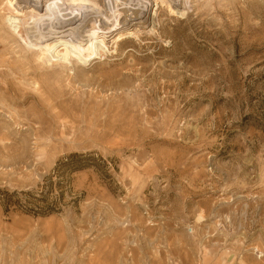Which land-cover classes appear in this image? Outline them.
I'll return each mask as SVG.
<instances>
[{"label": "rangeland", "instance_id": "1", "mask_svg": "<svg viewBox=\"0 0 264 264\" xmlns=\"http://www.w3.org/2000/svg\"><path fill=\"white\" fill-rule=\"evenodd\" d=\"M29 1L0 0V189L57 212L0 209V264H264V0H81L118 29L53 68Z\"/></svg>", "mask_w": 264, "mask_h": 264}, {"label": "bare ground", "instance_id": "2", "mask_svg": "<svg viewBox=\"0 0 264 264\" xmlns=\"http://www.w3.org/2000/svg\"><path fill=\"white\" fill-rule=\"evenodd\" d=\"M79 1H81V0H49L48 2L44 3L43 0H31V1H29V3H25V6L21 7L22 9H26V11L29 12L27 17H29L30 19L34 18L32 23L35 22V24L32 27V31L35 32V34H36V40L40 44H42L44 42V47L46 50L44 53L38 54L36 56V58L40 62H42V63L44 62V64L49 65L48 66L49 68H53L55 63L58 65L60 64L59 66L63 65V63H65L69 60L71 53L72 54L76 53V54L81 55V52L83 53V50H79L77 48V46L80 45V44H77V42L80 43L79 40L86 39L87 37H90V36H99V35H102L103 38H105L106 37L105 35H112L118 29L117 26H114L112 29V28L103 27L102 25H99V24H98V26L97 25H91V23H89V21H86L88 14L90 15V13H85V11L91 12L92 14L93 13L98 14V12L100 13V9H98L96 7V4H94V3L92 5H86V3L79 4L78 3ZM158 2L160 3V5H166L169 12L171 14L172 13L174 14L171 5H175V3H172V0H153L152 3H155L157 5ZM14 5H16V4L13 3V0H10L9 6H11L13 8ZM142 8H144V7H142ZM39 12L40 13L42 12V14L41 15L38 14ZM65 12H66V14L64 16L62 13H65ZM21 13H23L22 10H21ZM128 13H130V15ZM147 14H148L147 9L143 10L141 12H140V10L138 12L137 10L131 9L127 12H124V14H122V15H124L122 17L124 22L121 24L127 23V25H128L131 23L132 25H135V24H138L140 26L146 25L148 22V19H149V17H147ZM9 19L13 20L14 18L13 19L9 18ZM96 19H99V18H96ZM135 21H136V23H135ZM99 22L101 23V20H99ZM104 22H105V20H104ZM105 23H103V24L105 25ZM26 36H27V34H26ZM132 37H136L135 33L133 32V30L132 31L128 30L125 33L120 34L116 38L115 43L116 42H117V44L119 43L118 45L130 43V40L132 39ZM98 43H99V46L105 45L104 39L99 38ZM86 46L89 47V49H92V46H94V45L88 44ZM103 47L100 48V50H102V49L104 50ZM100 50H99V53H100ZM96 52H97V50L96 51L93 50L91 52L93 54V57H92L93 59H96V58H98L96 56H99V54H97ZM52 62H54V64ZM62 67H64V66H62ZM74 71H75L74 73H76V75L75 74H73V75H75V77H77L79 74L78 70L74 69ZM54 73L55 72L53 71V73L51 72L50 74H54ZM71 81H72V79H71ZM68 84H70V83H68ZM9 89H10V87L7 84L4 87V90L6 92Z\"/></svg>", "mask_w": 264, "mask_h": 264}, {"label": "trees", "instance_id": "3", "mask_svg": "<svg viewBox=\"0 0 264 264\" xmlns=\"http://www.w3.org/2000/svg\"><path fill=\"white\" fill-rule=\"evenodd\" d=\"M84 157L78 154H70L67 158L58 161L55 172L59 177L64 174H70L84 170L86 167L79 163V160ZM47 180V179H46ZM52 182H45L42 191L35 196L31 192H10L7 189H0V209L3 215L10 212H20L34 217H47L54 215L56 206L47 202L46 194L52 191Z\"/></svg>", "mask_w": 264, "mask_h": 264}]
</instances>
